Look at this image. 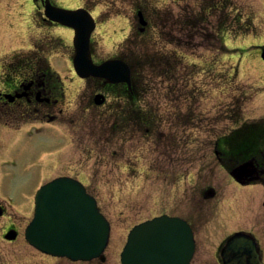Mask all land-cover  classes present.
<instances>
[{
  "label": "rangeland",
  "instance_id": "obj_1",
  "mask_svg": "<svg viewBox=\"0 0 264 264\" xmlns=\"http://www.w3.org/2000/svg\"><path fill=\"white\" fill-rule=\"evenodd\" d=\"M11 1L0 0V25H2L0 26V64L4 61L3 56L8 59L11 56V51L18 46L32 45L35 40L51 45L58 37L65 38L64 50L67 49L68 54L73 55L70 50L72 45L70 36L67 38L68 34L60 33L64 30L63 28L61 30L44 25L40 21V13L34 8V0L17 1L19 5L28 3L26 8H28L29 14L24 15L27 18L19 13L20 10L17 9L15 3L12 6ZM52 1L70 7L86 3L91 5L100 24L93 34L97 52L102 56L115 55L116 53L128 56L134 62H138L140 74L147 77V86H143L144 93H142L146 99L141 101L142 109L148 113L143 116L146 124L134 127L133 130L128 128L124 132L118 131L116 135L121 138H117L113 142L106 141L107 135L113 133L111 131L112 112L117 118L116 110L113 111L117 107V102L109 97L106 106L98 108L94 112H89L94 109L91 108L82 113L87 121L84 162L82 166H78L77 151L73 149L68 167L70 173L82 177L96 194L103 212L111 221V238L106 249L107 260L104 264H120L121 247L126 241L128 230L134 224L160 214L165 209L183 212L187 210L185 204L188 205L191 197L193 200L197 195V193L194 195L191 193L195 174L189 175V164H195V162L188 160L189 156L192 159L200 158L204 152L197 150L196 144L211 143V139L218 137L223 131H232L233 127L264 118V63L259 59L255 48V45L264 40V0H232L237 6L243 8L245 13L251 16L255 15L253 33L246 32L247 34H243L244 36H241L242 33H240L239 37L235 38L232 34L240 31V28L237 25H228L231 28L228 34L231 36L227 38L226 45L229 48L227 52L215 49L205 50L202 47L177 50L181 57L178 56L177 61L173 60V62H178L176 74L175 71L164 70L165 66L161 64V57L164 58L163 55H166L168 51H173L176 49L175 47H183L178 45L180 40L176 34L179 32L174 30L171 23H166L168 16L164 11L173 9L179 15V20L185 21L188 19V15H192L190 10L199 13L202 5H205V0ZM137 7L145 12L151 25L149 31L143 35L138 32V18L135 12ZM231 10L232 8L229 9L230 12ZM23 11L26 10L23 9ZM10 13L14 16L13 19ZM232 15L236 16L233 13ZM106 16L115 18L112 20L109 18L110 21H105L106 25H102ZM32 17L34 19H31ZM13 22L14 25L11 27ZM164 22L165 24H163ZM212 22L208 28L215 21L212 19ZM207 29L203 30L202 28L194 33L211 31ZM169 32H172L171 37ZM169 38L172 43L169 42ZM19 41H25V43L19 44ZM190 45L195 47L194 43H190ZM183 54L187 56H182ZM153 56L156 59L151 63ZM181 58L182 62H180ZM58 69L64 76L71 74L66 66L62 69L58 67ZM2 71L1 68L0 73ZM68 79L71 80L69 77H64L65 87H67V95L64 100L65 111L70 110L77 113L78 105L81 106L83 102H85L84 106L89 105L88 97L96 90L95 84L94 81L87 83L80 81L76 85ZM164 94L179 97L184 105L183 108L188 111L197 109V114L192 117L191 122H188V117L186 118L188 114H184L183 118L187 121L185 125L188 127L181 134L175 132V127L179 128V123L173 117L160 116L164 102L161 96ZM235 95L241 96L243 104L242 115L237 124L232 120L228 121V118L223 116L230 108L231 97ZM172 97H170L171 101ZM118 110L124 111L121 107ZM101 135L103 137L99 139ZM125 136L129 139H125ZM39 139V136L33 138V144H40L37 141ZM96 139H99L100 142L96 143ZM173 145H177V149L174 153H172L173 150L168 152L167 155L171 153L174 156L175 154L176 159L170 166L166 163L165 152ZM8 149L14 150L13 147ZM195 151L197 155H195ZM79 156L81 157L80 150ZM206 158L216 159L214 153L210 154V151ZM165 164L169 169L166 173L164 172ZM174 166H176L177 172L172 173L171 168ZM199 167V163H197L195 173ZM4 171L7 176L26 173L23 163L20 166L6 164ZM216 171L215 179L222 181L223 191L228 175L226 176V173L219 167L216 168ZM27 173L31 174L30 171ZM35 174L38 177V174ZM166 175L169 177L165 178ZM11 182L5 181L2 186L7 191L16 190L17 193L10 194L6 199L20 212L31 204L33 193L39 182L35 181L32 176L28 182ZM251 186L250 189L258 190L255 188L258 185ZM236 191L243 194L239 188L233 189L231 193H236ZM222 194L223 192L219 194L220 197L219 195L216 197L217 209L211 215L212 218H215L216 223L221 222ZM223 205L225 204L223 203ZM256 208L261 209L259 205ZM239 222L247 224L246 216H241ZM212 230L213 232L209 230L210 240L216 241L219 239L220 230L218 228ZM20 248L22 264H25L24 260L27 262L26 264L44 263L39 258L41 254L30 247L26 241L22 240ZM215 248L216 246L209 243L205 252L203 245V256L209 255L208 259L212 261L211 255H214ZM1 252L7 254V249L3 248ZM30 261L33 263H29ZM86 264L96 263L89 261Z\"/></svg>",
  "mask_w": 264,
  "mask_h": 264
},
{
  "label": "flooded vegetation",
  "instance_id": "obj_2",
  "mask_svg": "<svg viewBox=\"0 0 264 264\" xmlns=\"http://www.w3.org/2000/svg\"><path fill=\"white\" fill-rule=\"evenodd\" d=\"M45 0H34V8L40 13V21L51 28H64L65 34L70 36L71 44L74 34V30L69 27L62 26L59 21H56L49 17L45 12ZM41 2V4H40ZM50 2L53 5L68 7L62 4H58L52 0ZM14 6V5H12ZM86 7L91 13L93 10L91 5L88 3L81 5ZM7 7V6H6ZM80 6H73L69 8H78ZM11 14V13H10ZM97 24L98 19L97 16ZM31 19H34L32 17ZM36 20V19H35ZM13 24L11 23V27ZM138 28L140 26L138 25ZM63 40V41H62ZM92 58L95 62L110 58L118 57L116 55H100L95 47L94 38L92 35ZM66 40L63 37H58L54 43L48 45L46 43H41L35 40L32 44L31 50L34 51L32 58L25 63L19 62V58H13L12 60H4L1 63L2 72L0 73V247L6 249L9 247L8 253L10 255L6 256L5 252L0 253V264H22L20 256V242H21V230L23 220L17 215L15 209L7 204L4 199V194L6 192L15 194L16 190L6 191L4 190L2 184L6 181V176L3 174L4 171V160L16 159L18 162L23 164H28L34 162L38 159V168L36 173L39 174L37 180H42V183L47 182L55 177L73 175L78 176V174L70 173L69 161L71 151L76 149L77 151V161L78 166L83 165L84 149L86 145V118L82 115L83 112L88 111L94 112L96 109L102 106H106L108 102H104L102 105L97 106L95 100L93 99V94L88 97V106H77V113L72 111H65V98H66V88L62 80L55 74L53 69L47 59V55H57L61 53L64 55L66 62L61 66L73 67L74 61L72 56L68 54L67 49L64 50L63 44L66 45ZM41 43V44H40ZM72 54H75V48L73 44L71 45ZM71 62H67V60ZM56 63L58 59L56 58ZM100 83L104 85L105 88H113L111 83H108L104 79L97 78ZM87 80V79H86ZM100 92L104 94L107 93L103 88ZM108 94V93H107ZM106 95V94H105ZM115 100H120L126 103L124 112L126 114V121L124 122L127 126H136L141 124L142 118L137 112V107L135 105V99L139 98L137 96L123 94L119 96H114ZM146 99V97L140 98V100ZM163 108L161 110L160 116L163 117H173L177 123H179V128L175 127L176 133L184 132V127L182 126V119L184 114L192 115L195 114V110L188 111L183 108L180 98H171L167 95L161 96ZM115 111V109L113 110ZM117 117L120 113H116ZM123 113H121L122 117ZM111 117L113 122L111 124V129L118 125V120L114 117V112H112ZM187 117V116H186ZM37 120L45 121L48 124H58L61 125V133H54L49 135L47 143H35L29 140L26 136L24 125L28 123H34ZM166 120V119H165ZM228 134L222 132L218 137L211 139L212 142L196 144L197 150L204 151L200 158L188 157V160H192L195 164L190 165L189 175L195 174V179L193 181L194 185L191 187V193L194 195L197 193L195 198L190 199L189 204H185L187 210L180 212L190 215V223L192 225L195 237L197 239V249L195 254V260L202 263H212V264H225L224 258L217 253L218 248L225 245L226 240H228L232 235L243 234L246 237L254 239L256 244V251L258 252V257L247 264H258V262L264 263V160L257 159V162L251 159V153L247 154L244 152L242 145L237 149L236 155L241 153L240 161L234 160L229 170V162L231 161L230 145H227ZM103 136H99L101 139ZM117 138L116 133H111L106 137V141L113 142ZM96 139V143L100 142ZM9 147H13L14 150H9ZM227 147V148H226ZM177 145H173L165 152L166 163L171 166L174 156L168 152H175ZM79 150L81 151V157L79 156ZM210 154L214 153L216 159H207L206 156L208 152ZM215 151L218 153L216 154ZM220 151V152H219ZM196 153V151H195ZM197 155V153L195 154ZM197 163H199V168L197 173L195 169L197 168ZM219 167L228 175V180L225 182L224 190L223 183L221 180L215 179L214 174L217 173L216 168ZM172 173L177 172L176 166L171 168ZM166 164L164 167V172H168ZM229 171L236 174L235 177L241 179L243 182L237 181ZM224 176V177H226ZM166 175L165 178H168ZM9 181L17 182L24 181L28 182L31 175L20 174L11 176ZM233 182V183H232ZM250 182V183H244ZM233 184L234 187L241 189L243 194L235 199V201H229V184ZM251 185H258V190L250 189ZM223 201L221 202L220 219L221 222H215V218L211 215L217 209V204L215 202L216 197L221 193ZM221 195H219L220 197ZM225 204L222 206V204ZM259 205L261 209L256 208ZM171 214L177 212L170 211ZM169 212V213H170ZM257 213V214H256ZM241 216H246L247 224H241L239 219ZM219 229L220 235L219 239L216 241L210 240L209 230L213 232L212 229ZM226 229V230H225ZM15 233V238H8L9 233ZM209 243L216 246V254L211 255L212 261L208 259L209 255L203 256V245L206 248ZM200 248V255H199ZM219 251V250H218ZM7 253V254H8ZM44 263L42 264H84L83 262H69L62 259H56L51 256H45L41 259ZM25 264L27 263L24 261ZM29 263H33L30 261ZM193 264V262H192Z\"/></svg>",
  "mask_w": 264,
  "mask_h": 264
},
{
  "label": "water",
  "instance_id": "obj_3",
  "mask_svg": "<svg viewBox=\"0 0 264 264\" xmlns=\"http://www.w3.org/2000/svg\"><path fill=\"white\" fill-rule=\"evenodd\" d=\"M55 12L64 19L73 20L77 46L81 48L78 60L86 67L81 70L82 75L91 72L113 81L130 82L129 71L122 62L92 64L88 38L93 19L87 12L62 9H55ZM75 192L80 193L76 196ZM108 236L107 220L77 181L57 178L39 191L36 218L28 228L27 238L41 250L72 259H90L101 255ZM233 245L236 248L238 243L234 241ZM193 246L189 225L182 219L164 215L136 229L130 252L126 248L122 260L123 264H188Z\"/></svg>",
  "mask_w": 264,
  "mask_h": 264
},
{
  "label": "trees",
  "instance_id": "obj_4",
  "mask_svg": "<svg viewBox=\"0 0 264 264\" xmlns=\"http://www.w3.org/2000/svg\"><path fill=\"white\" fill-rule=\"evenodd\" d=\"M225 9H226V0H220V4H219V2H208L207 5L202 8V11L205 12L207 15L219 12L220 13V17H219V19L216 22L217 27H218V29H225V28L227 29L226 25H227L228 22H227V19L224 16ZM238 15H240V14H238ZM233 21H235V22H237V24H239L240 21H241V18L234 17ZM187 24H190L191 26H194L193 20L188 21V22H183V26L184 27ZM240 28H242V27L240 26ZM188 29L194 30L193 28H188ZM237 33H238V31H237Z\"/></svg>",
  "mask_w": 264,
  "mask_h": 264
}]
</instances>
